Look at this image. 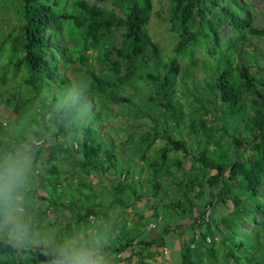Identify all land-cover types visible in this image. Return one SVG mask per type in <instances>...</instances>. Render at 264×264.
<instances>
[{"label":"trees","instance_id":"1","mask_svg":"<svg viewBox=\"0 0 264 264\" xmlns=\"http://www.w3.org/2000/svg\"><path fill=\"white\" fill-rule=\"evenodd\" d=\"M109 1L123 15L85 0H20L23 21L6 35L9 55L15 58L0 65V100L17 114V126L13 130L0 126V156L31 145L24 193L30 230L39 223L58 224L57 218L47 221L50 207L74 209L75 216L68 221L83 223L85 229L94 219L106 217L108 213L99 215L102 199L91 185L97 173L110 182L108 201L115 208L126 210L130 196L143 204L156 197L162 198L159 202L169 213L160 232L147 237L126 227L127 212L121 218L123 227L110 226L122 234L114 238L118 241L114 247L104 244V251H126L127 264H156L155 253L164 248L171 232L182 238L179 264H203V258L215 264L217 244L220 264H264V243L250 234L241 237L236 230L249 211L264 218V51L253 49L243 57L239 45L223 51L219 35V28L228 23L234 31L264 37V25L255 28L249 8L239 0H169L167 21L177 34L175 57L163 73L147 75L148 84L154 86L148 99L154 104L144 109L120 91L143 79L139 69L159 54L146 29L152 1ZM115 29L121 32L120 43L114 38ZM209 43L216 53L211 73L200 83L189 81L187 71L180 84L176 57ZM256 51L261 59L253 56ZM69 65L79 72L75 84L67 73ZM11 67L23 74L21 81L30 95L11 90ZM188 99L197 104L194 123L186 122L183 100ZM58 100H62L59 106ZM111 103L126 104L125 114L148 119L150 129L134 127L124 141L112 143L105 138L107 125L112 127V114L123 111L114 112ZM158 142L162 143L157 147ZM72 159L82 188L73 202L61 201L52 177L60 173V160ZM40 161L49 165L48 176H36L34 167ZM176 170L182 171L178 178ZM49 184L51 195L43 189ZM44 249L40 243L20 247L0 232V264L50 263L53 252ZM253 250L257 251L251 257L248 253Z\"/></svg>","mask_w":264,"mask_h":264},{"label":"rangeland","instance_id":"2","mask_svg":"<svg viewBox=\"0 0 264 264\" xmlns=\"http://www.w3.org/2000/svg\"><path fill=\"white\" fill-rule=\"evenodd\" d=\"M67 3H71L73 0H66ZM88 3H96L99 4L106 9L113 10L118 15H123V11L111 3L109 0L104 1H96V0H85ZM152 1V12L150 14V18L148 21V24L146 25V29L152 40L156 43L159 49V54L154 57L147 65H142V67L139 69V74L143 77V79L134 80L132 86H126L122 91H120V95L123 97L131 96L133 98L134 102H139L140 106H142L144 109L148 106H152L154 103L149 102L150 100L148 97L152 95L154 92V86L152 84H148L147 75L148 74H159L163 73L166 65L168 64L171 58L175 57L174 53V45L176 43L177 34L171 29L170 23L167 21V18L169 16V0H151ZM243 5H245L247 8H249L251 12V22L254 25L255 28H260L264 25V0H239ZM23 21L22 19V9H21V3L20 0H0V65L5 63L9 60V58L14 59L15 56L9 55V48L10 44L6 43V35L9 32L13 33L14 27L18 24H20ZM120 30L115 29L114 31V38L118 43L121 42V35ZM219 35L221 37L220 47L224 51L228 47H231L232 49L235 48L236 45L240 46L239 49V56L243 57L244 54L251 52L253 49L258 51H264V37H256L247 31H234L231 29L230 25L228 23H225L219 28ZM231 43H234V46L231 45ZM254 52L253 56L258 57L261 59L260 52ZM216 53L214 52L213 47L209 43L208 45L205 44H197L195 45L192 50H189L186 54L179 55L176 57L177 66L179 69L178 74V81L180 84H182V77L184 76V73L188 71L190 74L188 80L192 82H200L203 80L206 76H208L212 68L214 66L215 60L214 56ZM264 63V62H263ZM94 65L96 67L97 71H101L100 62L98 60L94 61ZM165 65V66H164ZM67 73L70 76L72 83H76L77 78L79 76L78 70L72 67V65H69L67 67ZM264 73V71H263ZM8 76L10 78L9 85H11V90L15 94L20 95L23 92V94L30 95V89L24 85L21 81V77L23 76L22 73L18 72L16 73L15 70H13V67L10 68L8 71ZM201 83V82H200ZM0 84V91L1 89ZM53 91L58 93V86L56 85L55 88H53ZM60 96H58L59 99ZM147 101V102H145ZM62 100H58L56 104L59 106ZM76 102L78 104L82 103V100L78 98L76 99ZM149 102V103H148ZM185 110H187V118L186 122H196L198 117L196 115L197 110L196 106L197 104L193 103L192 101L183 100ZM111 108L113 111H123V114L121 115H114L112 114V122L110 125H107L108 131L105 133V138H110L112 143L115 144L119 143V141H124L127 138V135L130 131H134V127L138 128L140 131H146L150 129V126L152 122H150L146 118H140V119H132L128 116V114H125L128 110L126 107V104H116L111 103ZM109 114V113H106ZM110 116V115H109ZM46 118H48V115L46 114ZM17 114L14 113L12 110V107L10 105L5 104L0 100V126L4 127V129H15V126H17L16 123ZM109 131H111L109 133ZM27 137H31L29 134ZM225 140V139H223ZM162 142H158V145H160ZM127 150V149H126ZM123 153L124 150H122ZM180 156V154H179ZM181 159H184L183 156ZM186 162V161H185ZM187 163V162H186ZM187 167L189 164H185ZM57 167L60 171L58 175H55L52 177V181L56 185V191L57 195L59 196L61 201H74V196L78 197V190L81 189L80 177L76 174L77 173V163L75 159H72L70 162H67V160H60L57 163ZM35 170L38 175L42 176H48V170L49 165L46 164L44 161H40L35 165ZM181 170H176L175 174L177 178L181 175ZM96 175L93 176L92 180V186L95 187V193H97L100 196L101 202H99L97 205V208L99 209V215H103L104 213H108V215L103 217L100 221L97 219H94V223L90 225V228L85 229L83 223L76 224L74 220L68 221L70 218L72 219L75 216L74 209H62L58 206V208L54 209L50 207V214L47 217V221L53 220L54 218H57L58 224L52 227L45 226V223H39L34 225L33 230L29 231V238L28 241L24 244H17L16 245L23 247L27 243H35V244H42L44 246V251L46 253L53 252V250L58 246L60 242H62L64 239L74 236V235H81L84 233H98L104 244L108 243L110 247H114L115 244L118 243L114 238L117 236H121V231H117L114 233L110 229V226L112 224H115L117 226L123 227L124 219L121 220L123 216H125V213L127 212L129 216L127 217L126 221V227L128 229H132L133 233L135 232V229H138L141 236H148L158 234L161 230V228L166 223L165 218L169 216V213L166 212V206H164L163 201L159 202L160 199H156V197L149 198L150 201L147 204H143L140 202H137L136 200H133V197L130 196L129 201L131 204L127 209L125 210V207L122 208H115L114 206L109 204L108 201V191L111 187L110 182L105 181L100 178V175L95 173ZM87 180H91V178H86ZM167 179V178H166ZM166 182L169 181L165 180ZM90 183V182H88ZM59 184V185H57ZM171 186H169L170 188ZM44 192L46 191L48 195H51L54 193L51 189V185H45L43 188ZM86 190V188H83L82 190ZM172 195V194H170ZM172 197H166L163 198L164 201H169ZM97 201V200H96ZM157 201V202H156ZM226 211V210H225ZM224 210H222V213ZM155 213L158 214V217L156 218ZM138 215H142V218L139 219ZM104 220V224H100V222ZM264 220V218L259 215L255 214L253 215L252 211H249L248 216H245L240 223L237 225V233L239 236H244L246 234H250L253 237H257L258 240H260L262 243H264V224L261 225L260 223ZM70 222V223H68ZM172 222L174 224V220L172 219ZM68 223V225H67ZM96 224V225H95ZM99 226L98 230H95L96 226ZM82 229L81 231L79 229ZM134 228V229H133ZM62 229V230H61ZM85 229V230H84ZM114 229V228H112ZM116 229V228H115ZM118 229V228H117ZM121 230V229H120ZM80 231V232H79ZM142 231V232H141ZM112 232V234H110ZM142 234V235H141ZM180 234L178 232H171L169 235H167L166 240L167 243L164 246V248H161L159 250V253L154 256V259L156 260V264H179L180 263V241L182 238H180ZM249 237V236H248ZM252 239V237H249ZM135 247V245H133ZM137 247L136 249H138ZM151 251L155 252L156 250L151 247ZM217 250V257L212 258L213 262L215 264L221 263V256L219 253L221 252V246L220 244L216 245ZM257 250H253V252H249L248 255L253 257L255 255ZM109 259L111 260V264H127L125 262V254L126 251L121 252L120 254H115L112 252V250L106 252ZM209 260L203 258V264H209ZM135 261H132L129 264H134ZM44 264H50V263H44Z\"/></svg>","mask_w":264,"mask_h":264},{"label":"clouds","instance_id":"3","mask_svg":"<svg viewBox=\"0 0 264 264\" xmlns=\"http://www.w3.org/2000/svg\"><path fill=\"white\" fill-rule=\"evenodd\" d=\"M31 145L0 156V232L17 244L29 238V221L24 209L26 179L31 171ZM50 264H111L98 233L64 239L53 250Z\"/></svg>","mask_w":264,"mask_h":264},{"label":"built area","instance_id":"4","mask_svg":"<svg viewBox=\"0 0 264 264\" xmlns=\"http://www.w3.org/2000/svg\"><path fill=\"white\" fill-rule=\"evenodd\" d=\"M209 213V210H207V214Z\"/></svg>","mask_w":264,"mask_h":264}]
</instances>
